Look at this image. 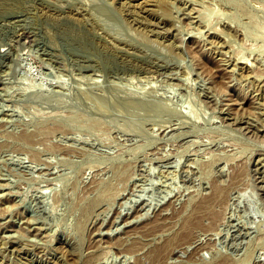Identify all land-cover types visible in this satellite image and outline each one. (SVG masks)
I'll use <instances>...</instances> for the list:
<instances>
[{"label": "rangeland", "instance_id": "374dc122", "mask_svg": "<svg viewBox=\"0 0 264 264\" xmlns=\"http://www.w3.org/2000/svg\"><path fill=\"white\" fill-rule=\"evenodd\" d=\"M0 264H264V0H0Z\"/></svg>", "mask_w": 264, "mask_h": 264}, {"label": "bare ground", "instance_id": "6f19581e", "mask_svg": "<svg viewBox=\"0 0 264 264\" xmlns=\"http://www.w3.org/2000/svg\"><path fill=\"white\" fill-rule=\"evenodd\" d=\"M224 190L225 189L222 186H219L217 184L214 185L211 193L203 198L202 203L197 206V210L193 213L192 216L188 218L187 223L179 236L162 247V252L160 254L158 253L160 257L164 256L165 253L167 254L173 244H176V242H187L188 240L191 241V238L194 236L197 230L207 227L205 226L206 222H209L210 225H212L216 221L219 215V212L216 210V208H218L223 203V194L225 193Z\"/></svg>", "mask_w": 264, "mask_h": 264}]
</instances>
